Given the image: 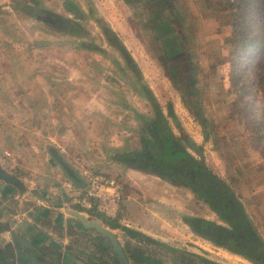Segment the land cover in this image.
Segmentation results:
<instances>
[{"label": "rangeland", "instance_id": "rangeland-1", "mask_svg": "<svg viewBox=\"0 0 264 264\" xmlns=\"http://www.w3.org/2000/svg\"><path fill=\"white\" fill-rule=\"evenodd\" d=\"M215 1L166 0V5L155 6L152 11L146 9L145 12L143 8L148 0H0L2 73L33 74L37 79L45 74L44 81L48 87L54 85L51 77L60 75L64 96L66 91L77 93L81 103L80 111L76 112L70 108L71 96L68 99L63 97L61 109L57 105L52 113L36 111L29 118V114L9 112L5 108V114L0 113V166L18 180L14 172L18 162L13 161L11 154L22 155L31 143L37 147L38 153L45 154L42 143L49 142L51 138L56 142L55 148L62 149L67 164L85 169L94 166L91 168L107 174L100 167L108 161L104 160L101 165L103 161L98 158L104 151L103 140L112 135L119 140L118 136L122 134V141L128 148L134 144L140 150L141 140L148 137L142 124L154 119L159 110L173 135L188 145V152L201 159L230 188L253 230L264 243V158L259 154V150L264 148V140L256 142L249 138L252 136V125L248 117L244 120L236 113V108L242 104L236 101L238 91L233 85V72L228 60L234 28L225 14L227 12L216 9ZM24 5L30 9L21 8ZM43 9L49 14H60L76 22L80 27L78 34L72 36L53 31L43 21L40 14ZM29 14L41 17L37 19ZM125 19L130 21L131 26L124 25ZM154 21L170 24L175 32L170 33V38L178 44L180 51L177 49L170 57L165 54L168 46L158 40L162 31L156 29ZM101 22L114 29V34L126 43L129 53L135 57L141 54L150 56V61L146 60L149 65H145L144 70L155 64L154 72L148 74L145 71V75L147 78L155 77L156 104L151 102L148 91L141 88L139 78L131 72L122 54L105 42L99 28ZM126 30L130 32L126 34ZM102 31L105 32L104 28ZM89 45L94 46V50H90ZM175 55L180 58L176 56L177 60H173ZM252 56L245 58L240 67L246 68L245 73L255 83L257 77L251 71L259 54ZM51 58L60 60L61 65L52 61L45 64L44 60ZM258 68L264 76V56ZM90 75L100 80L92 88L87 81ZM251 75L254 78H250ZM70 77L71 80H66ZM14 80L9 85L16 88L13 93L18 98L17 90H24L30 85V76ZM259 88L260 84L252 85L245 100L255 106L254 116L249 118L263 122L264 126V92ZM99 89L105 94L115 90V101L125 103L128 106L126 110L114 107L110 111ZM131 91H137L136 103L129 99ZM87 97L93 101V111L82 105L89 99ZM50 99L54 101V97ZM136 109L140 113L135 112ZM111 114L113 118H110ZM117 121L122 124L121 128H117ZM133 121H137L136 124ZM60 126H63L62 129H58ZM253 134L255 137L256 133ZM89 140L100 145L92 148L86 145ZM57 143H60L59 146ZM90 159L94 160L91 162ZM95 161L100 162L98 167L94 165ZM175 193L185 208L170 214L174 220L167 221L172 234L170 237L155 231L140 233L134 230L131 232L138 235L129 233L124 236L121 230H117L119 228H111L101 222L103 227L117 233L127 253L136 259L135 262L131 260V264H174L180 256L186 264H251L242 256L210 243L183 226L185 218L228 227L188 189L178 187ZM93 240L85 237L75 240L78 242L69 244L70 249L86 250L91 247L96 260H92L95 263L87 260L90 264H117L105 242L100 238ZM47 252L51 255L47 261L56 264L62 261L55 249L49 247Z\"/></svg>", "mask_w": 264, "mask_h": 264}, {"label": "crops", "instance_id": "crops-1", "mask_svg": "<svg viewBox=\"0 0 264 264\" xmlns=\"http://www.w3.org/2000/svg\"><path fill=\"white\" fill-rule=\"evenodd\" d=\"M21 8L30 9L27 5L21 6ZM41 12H43V15L49 14V12H47V10L45 9H43ZM29 15L35 18L38 16L37 14ZM59 15L60 14H58L57 16ZM129 22L130 21L128 19H125L124 25L131 26L129 25ZM51 28H53V31L62 34L54 27ZM99 28L101 32H103L102 28H104L105 32L109 30L111 33H113L120 44L123 45L128 52L129 48H127L126 43L114 34V29L109 27L105 22H101L99 24ZM127 32H130V30H126V34H128ZM150 42L153 41L151 40ZM139 47L140 46L136 47V50H138ZM88 48L90 50H94L93 48L95 47L88 46ZM135 52L138 53V51ZM129 54L136 67L135 73L133 74H135L136 77V74L139 72V80L141 86L149 91L155 98V88L153 87V79L155 77L152 76V78H147V76L145 75V71L148 74H152L154 72L153 68L155 67V64H153L151 67L149 66V69L144 70V67H147L145 65H149L147 64V62L150 61V56L147 54L146 57L141 54L140 57H135L133 53ZM49 61L61 65L60 60H57V58L44 60L45 64L49 63ZM152 63H154V61ZM21 76H24L25 78L30 76V85L26 86L27 88H24V90H17V98L16 94L13 93L14 91H16V88H10L9 84L11 81H15L14 79L19 80ZM29 76H27L25 73H23V75L16 73L11 74L10 72L4 74L2 73V70L0 68V113L5 114V108L8 109L9 112L11 110L12 112L14 111L16 113L29 114L28 118L34 116V112L36 111L52 113L53 111H55L54 108H56L57 105L58 109H61L63 106V97H66L68 99L69 96H71L69 98L71 101V110L76 112L80 111V95L77 93L69 94V91H66V94L64 96V91L62 90L63 85H61L59 81L61 77L60 75L55 74L53 77H51L52 82L54 81V85L52 87H48V83H45V74H42L40 76V79L35 78L33 74H30ZM87 79V81H89V83L91 84L90 88H92V85L95 86V83L100 81L97 78L93 79L91 75L90 78ZM66 80H71V77L67 78ZM114 91H108L105 94L102 90L100 91L99 89L98 92L99 94L103 93L101 97H103L108 102L107 106H109L110 111H112L114 107H117L120 110H126L128 106L125 105V103L123 104L121 102L115 101L113 93H115L116 91ZM134 92L135 93L131 91L129 93V95H131L129 99L133 100L134 103H136L135 100L137 91ZM52 97H54V101H51L50 98ZM138 100L144 101L145 99L139 98ZM61 102L62 104H60ZM92 102L93 101L89 98L87 102L85 104L82 103V105L84 107H89V110L91 109L93 111V106L91 105ZM64 106H68V109H70L69 105L64 104ZM135 112L140 113L137 109ZM110 118H113V114H111ZM9 121L12 123L11 119H9ZM133 122L134 124H136L137 121ZM117 123V128H121L122 124L120 125L119 121H117ZM62 127L63 126H60V128L58 129H62ZM129 127L131 126H128V128ZM133 127L134 126H132V128ZM135 130H137L136 127ZM118 132L119 131H117V133ZM122 137V134L118 136L119 140H115L113 135L106 137L103 140L104 151L98 157L99 161H103L101 162V165L104 164V160L108 161L100 168H104L107 174L109 173L108 175L116 176L117 178H119V180H121L122 184L124 185V197L120 206V214L117 218V224L115 228H119L117 230H121V232H123V230L121 229L122 227L127 228L128 230L131 229L130 231L134 230L140 233H150L149 231H155L163 234L164 236L170 237L172 236V234H170V224L168 222L174 221L173 216L170 214H173L175 211H181L185 208V205L181 200H178V197L175 193L178 187L170 185L164 180H161L160 178L152 174L132 169L126 164L125 166L124 163L120 162L117 159L120 154L126 153L128 151L138 150V148L134 146V144L131 145L132 147L128 148L126 143L122 141ZM13 138L15 137L13 136ZM26 138L28 139L27 136ZM49 140V142L43 141L41 146L45 154L38 153L37 147H35L32 143L24 149L22 155L17 154V156H14L10 153L13 161L15 160L16 162H18L17 170H14V172L16 173V178L18 179L17 181L21 185V189L4 182L3 180H0L1 263L8 264L10 261L12 262L9 254H16V251L20 249L18 244L20 238L22 240L30 242L31 244H34L36 247L33 245L32 246L37 251H39L38 249H42L46 253L47 248L49 247L55 249L57 253L56 255L59 257L61 255V258L63 260L65 259V261H60V263L58 262L57 264H80V262L78 261L81 260L85 263L87 260H96V257H93V248H91L90 246V249H76L72 251L70 249L71 245L69 244L76 243L83 237H85V239L95 240L96 238H100L98 234L83 227V225L76 218H74L70 215V213L67 212V210H73L74 207L66 204V201L62 198L63 195H57L50 192V188L52 186L58 185L64 179L71 180L65 173V170L62 168V166H60V164L58 163L56 155L75 173L78 178V180L75 181V184L77 185L81 184L80 171L82 169H85V167L81 166L79 168L77 166L67 164V160H65L61 153L63 152L62 149L61 151L57 150V146L55 148L56 142L54 141V139L49 138ZM87 143L89 144L86 145H90V147L92 146V148L93 146L96 147V145H100V143H95L94 140H89V142ZM59 144L60 143H57L58 146ZM53 155H55V157ZM92 160L94 159H90L89 161L92 162ZM99 161L93 162L96 167L99 166ZM91 167L95 168L94 166ZM91 167L89 169L88 166V169L96 171ZM0 168H2L4 172H8L6 169H4V167L0 166ZM11 169L12 168H10L9 170ZM9 173L10 172H8V174ZM83 215L86 220L95 219L99 223L106 221L100 215ZM185 220L186 219L184 218L183 226L188 228V223L185 222ZM49 256H51L49 252L44 255V262L46 264H56L51 261H47L49 259ZM31 259L34 258L31 257ZM18 261H20V263L17 264H31L28 260L25 259L21 260L20 258H18Z\"/></svg>", "mask_w": 264, "mask_h": 264}, {"label": "trees", "instance_id": "trees-1", "mask_svg": "<svg viewBox=\"0 0 264 264\" xmlns=\"http://www.w3.org/2000/svg\"><path fill=\"white\" fill-rule=\"evenodd\" d=\"M213 4L217 10L227 12L225 14L234 28L233 46L229 51L228 60L233 72V85L238 91L236 101L242 104L236 108V113L241 119L246 120L248 117L252 125V136L249 138L261 142L264 140L263 122L249 118L254 116L255 106L245 99L252 85L260 84L259 89L264 92V76L259 73L258 68L264 56V0H216ZM171 32L175 33L173 30ZM111 38L114 37H110V40ZM170 44L165 49L168 57L179 50L178 44L173 41ZM253 54H259L251 71V74L257 77L255 83L253 79L250 81L248 78L246 68L240 67V63L245 58L253 57ZM176 56L171 59H177ZM251 76L250 78H254ZM149 97L151 102L156 104L151 94ZM156 114L154 119L146 123V135L149 136L141 140L140 151L121 154L117 159L132 169L153 174L172 185L190 189L228 226L223 227L203 220L202 227L205 228H200V234L216 246L264 264V243L253 230L233 192L221 178L204 165L201 159H196L188 152V145L173 135L159 110ZM259 154L264 158V148L259 150ZM200 221L202 222L193 219L189 224L198 225ZM131 259L136 261L133 256Z\"/></svg>", "mask_w": 264, "mask_h": 264}, {"label": "flooded vegetation", "instance_id": "flooded-vegetation-1", "mask_svg": "<svg viewBox=\"0 0 264 264\" xmlns=\"http://www.w3.org/2000/svg\"><path fill=\"white\" fill-rule=\"evenodd\" d=\"M148 4H146V6H144V8H143V10L146 12V9H149V10H153L154 9V7L155 6H161V5H166L167 4V2H166V0H148V2H147ZM151 10V11H152ZM159 13H160V11H159ZM40 14H42L43 15V12H41ZM40 15H38L36 18H40L39 17ZM43 21L45 22V23H47V25H49V26H51V27H54L55 29H57V30H59V32H61L62 34H65V35H72V36H74L73 34H78L77 33V30H79L80 29V27L73 21V20H70V19H67V18H63V17H61V16H57V15H53V14H46V15H43ZM154 25H155V27H156V29H160L161 31H162V35H158V40H160V41H164V43H165V45H167V46H169V45H171L170 43H171V41H172V38H170L171 36H170V33H171V28H170V24L169 23H167V22H165V21H163V23H161V24H158L156 21H154ZM165 23H167V24H165ZM75 31V32H74ZM102 34H103V37H104V39H105V41H107L108 42V44L109 45H111L112 46V48H114L115 50H117L120 54H122V56H123V58H124V60H125V62L127 63V66L130 68V70H131V72L132 73H135V64L133 63V60H132V58H131V56H130V54L126 51V49H125V47L123 46V45H121L120 44V42L117 40V38L113 35V33H111L109 30H107L106 32H102ZM114 37V38H111V40H110V37ZM164 39H163V38ZM166 37V38H165ZM112 40H114V42L115 43H113V41ZM174 42V41H173ZM89 47H91V45H89ZM177 57L178 58H180L178 55H177ZM177 60V59H176ZM135 75V74H134ZM136 77L137 78H139V72L136 74ZM141 85V84H140ZM141 88H143L144 89V87L143 86H141ZM148 93L149 94H151L149 91H148ZM154 98V97H153ZM149 121V120H148ZM148 121L147 122H145V124H142V126H144V128H145V126H146V123H148ZM143 132H145L146 134H147V131H146V129H145V131H143ZM149 136V135H148ZM134 151H140V150H133V151H129V152H134ZM129 152H126V153H123V154H127V153H129ZM121 155V154H120ZM129 167V166H128ZM6 173V172H5ZM6 174H8V173H6ZM148 174H150V173H148ZM9 175V174H8ZM153 175V174H152ZM155 176V175H154ZM157 177V176H156ZM159 178V177H158ZM161 179V178H160ZM1 180V179H0ZM162 180V179H161ZM4 181V180H3ZM165 181V180H164ZM5 182V181H4ZM165 182H167V181H165ZM7 183V182H6ZM168 184H170L169 182H167ZM9 184V183H8ZM170 185H172V184H170ZM173 186H175V185H173ZM176 187H179V186H176ZM180 187H182V186H180ZM184 188H186V187H184ZM186 189H188V188H186ZM191 193H193L190 189H188ZM194 194V193H193ZM207 206V205H206ZM208 207V206H207ZM95 220V219H94ZM190 220H193V219H186L185 220V222H187L188 223V226H189V228H190V230H191V232H193V234H195V235H197V236H200V237H202V238H204L205 240H207L205 237H203L201 234H200V228L202 227V226H204L202 223H203V220H202V222L200 221L199 223H198V225L196 224H193L192 226H190ZM199 220H201V219H199ZM88 221H93L92 219H88ZM106 223H105V225L106 226H109V227H111V228H115V227H113V226H116V224H117V220H115V221H105ZM119 223V222H118ZM101 224V223H100ZM102 225V224H101ZM103 226V225H102ZM119 227V226H118ZM105 228H107V227H105ZM202 228H205V227H202ZM109 229V228H108ZM122 230H123V233H124V236H126L127 234H129V233H133V232H131L130 230H128L127 228H121ZM88 230H90V229H88ZM109 230H111V231H113V229H109ZM206 230V229H205ZM92 231H94V230H92ZM95 232V231H94ZM96 233V232H95ZM113 233H114V235L116 236V238H117V240H118V242H119V244H120V246L122 247V249H123V251H124V253L126 254V256H127V258H128V261H129V264H131V255H129L128 253H127V251H126V249L122 246V244L120 243V240H119V238H118V236H117V234L113 231ZM97 234V233H96ZM133 234H136V233H133ZM136 235H138V234H136ZM98 236L100 237V239H102L101 241H104L105 242V247H106V245H107V249H110V252L112 253V255L114 256V258L116 259V263L117 264H119V262H118V260H117V258H116V255L114 254V252H113V250H112V247H111V245H110V243H109V240L105 237V236H103V235H100V234H98ZM94 241V240H93ZM207 241H209V240H207ZM28 242V241H27ZM210 243H212L211 241H209ZM29 244H31L30 242H28ZM18 244H19V247H20V249L18 250V251H16V254L14 253H10L9 255H10V257H11V259H12V262L10 261L9 263L10 264H17V263H20V261H18V258H20L21 260L22 259H25V260H28L31 264H34V262H33V260H36V261H38V262H41V263H43V264H46L45 262H44V255L47 253H45L44 252V250H40V249H38L39 251H34V250H32V249H30V248H27V247H25L24 245H23V243H22V239L20 238V241L18 242ZM213 244V243H212ZM31 245H33V246H35L34 244H31ZM100 246V245H99ZM36 247V246H35ZM15 255H16V257H15ZM20 255V256H19ZM241 256V255H240ZM31 257L32 258H34V259H31ZM243 257V256H242ZM245 260H247L248 262H250L251 264H259L258 262H255V261H252V260H249L248 258H245V257H243ZM10 259V258H9ZM182 258H181V256L180 257H178V260L176 261V262H178V263H181V264H186L185 262H183L182 260H181ZM1 258H0V264H4V263H1ZM62 261H65V259L63 260L62 259ZM133 261V260H132ZM3 262V261H2ZM78 262H80V263H82V264H90L89 262H87L86 261V263L84 262V261H78ZM176 262H174V264L176 263ZM8 263V264H9ZM101 264H104V263H102L101 262Z\"/></svg>", "mask_w": 264, "mask_h": 264}, {"label": "built area", "instance_id": "built-area-1", "mask_svg": "<svg viewBox=\"0 0 264 264\" xmlns=\"http://www.w3.org/2000/svg\"><path fill=\"white\" fill-rule=\"evenodd\" d=\"M81 184L64 179L50 192L63 195L66 204L83 214L102 216L106 221L117 220L124 197V185L115 177L89 169L80 171Z\"/></svg>", "mask_w": 264, "mask_h": 264}, {"label": "water", "instance_id": "water-1", "mask_svg": "<svg viewBox=\"0 0 264 264\" xmlns=\"http://www.w3.org/2000/svg\"><path fill=\"white\" fill-rule=\"evenodd\" d=\"M55 157V155H53ZM56 159L58 160V163L62 168L65 170V173L68 175V177L75 181L78 180L77 176L75 173L64 163L62 162L59 157L56 155ZM0 179L4 180L5 182L16 186L17 188L21 189L20 183L14 179L12 176L6 174L1 168H0ZM68 213H70L71 216L76 218L86 229L94 230L97 234L105 236L108 240L109 243L112 247V250L114 254L116 255V258L119 262V264H129L128 258L126 254L124 253L122 247L120 246L116 236L114 235L113 231L109 230L108 228L103 227L98 221L93 220V221H88L85 219L84 215L78 211L75 210H67ZM22 243L25 247L30 248L34 251L37 252V250L29 244L27 241L22 240ZM34 264H43L41 262H38L36 260H33ZM82 264V263H80Z\"/></svg>", "mask_w": 264, "mask_h": 264}]
</instances>
